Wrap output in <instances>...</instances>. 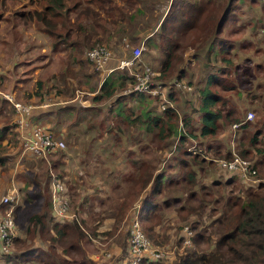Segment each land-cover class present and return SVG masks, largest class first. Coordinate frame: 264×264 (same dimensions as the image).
Segmentation results:
<instances>
[{"label":"trees","instance_id":"1","mask_svg":"<svg viewBox=\"0 0 264 264\" xmlns=\"http://www.w3.org/2000/svg\"><path fill=\"white\" fill-rule=\"evenodd\" d=\"M80 1L85 0L69 2L67 0H46L40 8L32 11L46 32L56 37L54 41L64 45L70 44L69 47L77 52L78 60L85 59L88 62L84 50L102 41H107L108 43H104L108 47L110 44L120 42L121 48L123 45L120 33L123 32L130 36L127 38L128 41H139L137 31L139 28L140 31L148 32L143 39V44L146 52L150 54L148 60L155 62L154 65L149 63L157 69L154 78L157 80L161 77L170 79L171 69L178 63L175 76L179 79L184 71V66L179 65L182 62L181 52L187 44H193L194 57L197 61H202L201 69L205 73V77L202 78L203 81L205 80L204 85L198 89L199 124L194 129L195 131L187 127L189 126V115L187 114L190 113L187 107H183L187 99L185 95V99L175 102L179 107L182 105V112L179 116L177 108L172 103H166L163 108H160L159 104L155 106L157 95L136 90L123 92V88L128 86L133 78L125 69L113 67L117 57L122 53L114 56L116 59L111 65L112 68L97 82V85L90 83L83 75L81 86L91 91L88 93L90 102L88 105L80 106L74 102V104L58 103L55 99L52 102H55L54 104L48 103V100L37 113L30 115L29 112L26 116L29 120L33 117L34 122H31L36 123L40 118L45 117L47 121L41 124L56 134L59 133L58 129L62 124H67L68 132L63 134L65 145L70 141L76 143L82 160L92 162L89 171L85 173L92 176L98 174L97 181L109 183V186L113 181L118 188L114 191L112 187H109V191H114L115 195L109 192L102 197L97 195L99 192L92 195L86 193L80 195L76 188L79 184L87 182L84 174L76 170L68 181L63 178L66 169L64 160L67 157L65 147L47 150L45 156L48 154L50 158H45L43 155H26V158L30 157L34 161L44 162V159L51 161L49 167L58 170L53 173L62 177L67 183L69 206L77 219L75 217L57 218L51 213L50 172L45 174V180L42 183L27 181L22 198L24 207L22 206L20 211L19 223L24 233L32 232L31 236L36 237L38 244L30 245L28 249H25L26 251L22 252L23 249L16 254L34 252L37 255V264H91L94 263L93 260L99 263L88 254L92 249L90 244L94 242L91 236H96L101 241H105L108 236H113L131 202L138 193L145 189L140 196L137 214L143 231L152 242L160 243L169 236L167 232L169 225L163 220L165 211L168 209L170 212L174 211L171 219L177 221L175 225L177 229H180L183 222L188 223L194 229L191 236L192 246L184 247L173 263H165L162 259L154 258L145 264H264V181L259 180L255 185L239 183V186L237 184L234 186L235 189L229 188L228 192H219L217 195L210 192L209 197L203 199L202 191L201 193L197 191L205 186L206 178L214 186L221 181L224 184L231 183L236 176L231 173L225 179L219 178L218 175L212 173L216 167L211 158L205 157L198 151L193 152L188 146H183L188 136L205 138L214 135L218 130L220 118L225 116L219 108L213 107L216 95L207 87L209 80L216 79L212 69H223L222 67L228 66L226 57H217V43L219 44L217 50L225 45L238 57L241 55L238 39L222 40V35L226 32L223 30L224 22L235 14L243 24H247V20L252 21L248 25V32H244L246 36L249 33L255 34L254 31L257 29L260 36L264 38V19L260 17L264 13V0H170L163 14H157L158 17L153 18L154 20L150 19L155 16L154 10L148 7V15L139 25L136 14L145 13L143 11L144 0H139L141 7L135 5L137 0H125L123 4L114 1V4H111V0H100L103 15L97 16L96 20L102 32L106 33L104 38L99 36V32L94 27L88 28L84 21L78 20L77 15L81 11L75 13L74 21L70 20L71 8ZM246 12H250L247 17ZM155 23H157L156 26H154ZM98 25L96 26L99 27ZM108 27L111 29L106 31ZM113 36H116V39ZM192 37H195L196 41L190 40ZM16 39L11 36L9 41L2 43V46L5 45L0 57L6 59L15 55L20 48ZM54 44L55 42H52L53 46ZM177 50L179 51L176 52ZM91 72H96L92 66ZM2 77L3 75L0 74V78ZM53 77L51 72L44 79L39 78L36 81L35 91L41 100L48 99L46 94L49 92L56 94L60 90L53 86V81H51ZM40 80L43 86L38 87ZM186 82L189 84V79ZM262 84H264V77ZM9 85L6 82L4 85L0 84V88L10 89ZM172 87L173 91L168 89L166 96L173 102L175 101L173 99L174 90L186 89L183 93L193 91L191 86L190 88ZM15 98H17L16 95ZM147 98L153 99L154 103L149 107L145 106L146 117L143 121L141 115L138 118L139 110L136 109L139 108L137 107L139 102L142 103ZM4 101H7L9 111L14 113L12 103L2 96H0V111ZM149 109L154 110L148 112ZM244 115L245 112L240 118L235 119L238 121L235 128L240 127L246 133L238 137L234 147L241 156H254L255 159L253 158L251 162L255 167V175L259 176L263 172L259 169V165L264 162V111L257 120L256 127L250 133L245 131L249 119L242 120ZM179 119L183 125L182 129L179 128ZM83 123L84 126H77ZM6 126L5 123L0 126V134L7 128ZM135 127L137 131L134 130ZM71 128H76L74 134ZM14 131L16 133L15 143L18 146L20 132L15 129ZM90 131L93 136H90ZM89 146L94 147V153L88 148ZM211 146V143L207 142L206 148L210 149ZM213 147L211 150L215 155L229 157L232 154L228 143L223 150L217 144H213ZM15 151L17 149L12 152L15 153ZM52 153H54V158H51ZM5 155L4 151H0V168L6 165ZM98 155L115 159L112 165L104 162L100 165L102 168L100 171L105 173L102 179L98 171H95L96 168L98 170L99 165L95 158ZM123 163L126 167L121 166ZM176 170H178L177 173H175ZM205 171H210L211 177L205 175L206 177L201 180L202 173ZM166 173H173L175 176L167 177ZM40 174H42L41 170ZM6 175L7 173L0 172L1 178L6 179ZM93 179L95 180L94 177ZM16 184L19 188V183L16 182ZM31 184L38 189L31 190ZM172 184L176 186L174 190L178 189L177 192L170 189ZM191 197H196V202L192 203ZM92 199L98 205L96 214L100 218L97 219H100V223H105L103 221L105 216H110L109 226L98 227V223L88 226L87 221H90L91 217L86 214L84 208ZM34 203L37 204L36 207L26 214L28 211L26 205L32 206ZM173 203L177 205L170 207ZM16 207L17 205L14 211ZM23 214H25L24 218H22ZM206 219L209 220L204 223ZM29 226L31 230L28 229ZM38 229L39 232H37ZM179 229L175 235L176 242L180 239ZM17 235L19 232L15 237ZM115 236H118L115 240L119 245L118 254H121L125 250L127 234L120 236L116 233ZM94 245L100 246L99 244ZM10 252L5 253L6 261L10 258L9 256L13 255ZM115 260L116 257H109L108 261H101L105 264H114Z\"/></svg>","mask_w":264,"mask_h":264},{"label":"rangeland","instance_id":"2","mask_svg":"<svg viewBox=\"0 0 264 264\" xmlns=\"http://www.w3.org/2000/svg\"><path fill=\"white\" fill-rule=\"evenodd\" d=\"M45 1L46 0H0V55H2L3 46L5 45L4 44L2 46V43L6 42L7 40L9 41L11 39V36L17 38L16 41L18 40V46L20 47L19 50L16 51L14 56H9L6 59H3L2 56L0 57V74L3 75V77L0 78V84L4 85V83L6 82L7 84H12V91H10L12 93V97L15 100H18L19 102H29L31 104V108L33 107V103H39V105H44L48 100V103L50 102V104H54L55 102H57L55 101L54 97L46 95V98L48 96V99L41 100L35 91V88L37 87L36 81H38L39 78L41 80L44 79L52 72L54 76L53 79H51V81H53V86L60 88L64 83V85L66 86V90L62 92L63 97L70 98L71 102L76 101L81 105V103L83 104V102L87 100L88 94L83 91V89L81 88L82 86L78 83L77 80L80 76L84 75L82 72L88 73L91 70V64L87 63L85 59L78 60L77 52L75 50L71 49L68 44L64 45L61 42L58 43L57 41H54L56 37L51 34H48L46 30L39 24V21H37V18L32 13V11L34 9L40 8L45 3ZM67 1L69 2L71 0ZM146 1L147 0H144V4ZM153 1H156V4L153 5L155 7L154 11L152 10L155 13V16L150 17V19L152 20H154L153 18L158 17L156 16L157 14H163L162 6L164 5V8H166L170 0H152L151 3ZM249 13L250 12H246V17ZM146 14L148 15V11ZM236 17L237 16L235 14H232V16L224 22L223 30H225L226 32L222 35V40L226 38L238 39V41L240 42L239 49L241 55L240 57H238L236 53H234L228 48V46L225 45H222L221 49L217 50V47H219V44L217 43V57H226L228 59V66L222 67L223 69H212L214 71L213 75H215L216 79L214 81L209 80L207 84V87L210 89V91L216 95V100L214 102L213 107L219 108L221 112L225 114L226 117L222 116V118H220L218 130L214 135L206 136L205 138L188 136L183 142V146L186 147L190 144H193L195 148L200 149L198 152L202 153L205 157L211 159L212 157L220 156L212 153L211 149L214 148L213 144L219 145V148L223 150L228 143L230 145L231 151L233 150L235 151V153H237L234 147L235 142L236 140H238V137L240 135L246 132H243L244 130H242L240 127L231 129V123L235 121L236 117L240 118V116L249 109L253 112V115L248 120V124L246 125L247 127L245 129V131L250 133L256 127L257 120L263 115L264 111V84H262L264 77V38L260 36V32L257 29H255L254 31L255 34L249 33L248 36H246L244 32H248V25L252 21L247 20V24H243ZM260 17L264 19V13H262ZM12 25H14V28H12ZM190 40L196 41V38L192 37ZM52 42H55L54 46L52 45ZM138 42L140 41H129V44L135 45L138 44ZM193 47V44L189 43L183 48L181 52L182 62L179 63V65L184 66L183 74L181 75L179 80L183 83H187L186 80L189 79V86H191V89L193 91L191 93H183L184 91H186V89L179 88L176 91L174 90L173 99L175 101L173 102L172 100L170 101V98L166 96L167 89L165 88L164 96L162 97L158 95V99H156L155 106L160 104L161 102H163L164 104L172 103L177 108L180 116L182 112V105L179 107L175 102L179 99H185L186 96L187 99H185L183 107H187L190 113L187 114L189 115V126L187 127L188 129L190 128L195 131L194 129H196L199 124V112L197 108V103L199 99L198 89L199 87L204 85L205 80L203 81L202 78L205 77V73H203L201 69L202 61H197L194 57ZM109 48L111 49L112 56H116L119 53H124L126 51V49H124L123 47L120 48V42L114 45L110 44ZM178 51L179 50H177L176 52ZM6 53L10 54L11 52ZM149 56L150 54L146 52V49H142L140 54V60L148 64L150 63L151 65H154V61L148 60ZM69 61H72V63H70ZM37 64L39 65L33 67V65ZM177 64L178 63H176L173 69H171L172 71L170 70L171 78L176 77L175 73H177L178 71ZM41 80L38 84V87L43 86V82ZM159 80H163L165 82L169 79L166 77H161ZM97 82L98 77L97 80L94 81V84L97 85ZM15 92H17L18 95ZM13 93L16 95L17 98H15V95ZM53 101L55 102L52 103ZM6 102L7 101H4V103L2 104V108L0 111V126L3 125V123L7 124V128L4 130L3 133L0 134V151H4L6 153L5 156L7 161L6 165L0 168V172L7 173V175L6 179L0 177V181L4 184H7L10 181L11 176L15 183H19L20 202L19 204H17L13 215L14 220L18 224V229L20 230L18 231L19 235L13 238V241L10 245V253H12L13 255L9 256L10 258H8V261H6L5 254H1L0 264H37V255L34 252H25L19 255L16 254L19 253L20 250L22 251L23 249L24 250L22 252L26 251L25 249H28L30 245L38 244V241L35 240L36 237L31 236L32 232L29 231L28 234L24 233L19 223V221L21 220L20 211L24 207L22 204V198L25 191L24 188L27 181L29 183H33L34 181H39L38 183H42L43 180H45V174L49 173L50 171L58 172V170L56 168L53 169L49 167L51 161L48 159H44V163L43 161H34L30 157H25L19 160V162L16 164L15 157L17 151H15V153L13 152L14 149H17V143H15L16 139H14V136L16 134L14 129H19L18 124L16 123L17 112L14 111V114L10 112V109L8 108V105H6ZM153 103L154 100L151 98H147L142 103L139 102V105L137 106L139 108L136 109L139 110L138 118H140L141 115V118L144 121L146 117L145 106L147 105L149 107ZM153 110L154 109H149L148 112H152ZM138 123L140 124V121H138ZM77 126L82 127L84 126V123L78 124ZM185 129L187 130V128ZM22 130L20 131L26 132V128ZM71 130H74L73 134L76 132V128H71ZM134 130L137 131V127H135ZM90 133V136H93V133L91 131ZM207 142H210L212 145L210 149L206 148ZM76 146V143H70L64 146L66 152L68 151V156L66 157L67 159L64 161L65 163H67L68 161L72 166L66 172V175L69 177L68 180L71 178V176H73V174H75L76 170H80L87 180L86 183H91L90 179L93 176L91 174H86V171L83 170L80 163L76 161L77 157L80 158V156L75 153L77 151ZM94 155H96V153ZM53 156L54 153L51 154V158ZM43 157L50 158L48 154L46 156L44 154ZM245 157L250 160L254 158V156L252 155H247ZM95 158L96 161L99 163L98 170L96 168L95 171H98L97 173H99L100 178L102 179V176H104L105 173L100 171L102 169L100 168V165L103 162L109 163L108 165H112L115 163V159H112L110 156H104L103 158V156L99 155ZM214 165L216 168L213 169L212 173L214 175H218L221 179L227 178L230 172L224 169H220L216 166L215 163ZM259 169L264 172V162H261V164L259 165ZM40 170L42 171V174L39 175ZM177 172L178 170H176L175 173ZM263 172H261L262 175H255V177H257V183L259 180L264 181ZM209 173L211 172L205 171L204 173H202L203 176L201 177V180L207 175L211 177V174ZM95 176L97 177L98 174H95L94 177ZM166 176L174 177L175 174L172 173ZM207 179L208 178L204 180L206 183L202 190L200 189L199 191H197L198 193H201L202 191L203 199L209 197L210 192L214 195H217L219 192L222 193L223 191L226 193L228 192L229 188L235 189L234 186L236 184L239 186L240 183L237 178H233L231 183L224 184L221 181L218 185L213 186L210 184L209 179L208 181ZM111 183L113 185L112 189L116 191V188H118V186L113 184V181ZM30 186L31 190L38 189L37 187H35L34 184H31ZM175 187L176 186L172 184L170 189L174 192H177L176 190L178 189L174 190ZM109 190L110 189H105V193L110 192ZM114 191L113 194H115ZM206 193H208V195ZM103 196H105V194ZM196 200V197L190 198V201L192 203L196 202ZM95 203V200H90L87 202L84 208L86 214L91 217L90 221L86 220L88 226H92V224L97 223L98 227H103L104 225L109 226L110 223H100V219H97L100 217H97V208L93 209V207L96 206ZM36 205V203L32 204V206L26 205L28 208L26 214L32 211V209H34ZM173 205L177 204L173 203L170 207H173ZM169 212V209L165 211V215L163 217V220L167 221V224L169 225L167 231L169 233V236L167 239L161 240V242L158 243L163 248L170 251L168 253V256L165 259H162V261L165 263H173L174 260L177 259V257L179 256V252H182V249H179V243L175 242V235L179 228L177 229L175 227L177 221H175V219H171L174 216V211L171 210V212ZM24 216L25 214L22 215V218H24ZM208 220L209 219H206L204 223H206ZM181 224L183 225L188 223L183 222ZM126 226L127 225H125L124 222L122 228L119 229V232H117L120 234V236H123V234L124 236H126ZM28 229L31 230V226H29ZM192 230L194 231V229ZM37 232H39V229L37 230ZM117 237L118 236L114 237L113 235L109 240L104 241L105 243L100 240L102 244L99 245H103L104 248H115L114 246H112V242L114 244L117 243L115 240L117 239ZM94 244V242L93 244H90L92 248L90 253L92 251L95 252V254L97 255L94 256L97 257L95 258V260L99 261V263L93 260L94 263L91 264H105L101 260L108 261L109 258H102L100 255L101 251L99 250L100 247H96ZM111 250L113 251L111 257H116L115 261H117L118 252H115L113 249ZM126 258L127 255L124 254L119 264H127Z\"/></svg>","mask_w":264,"mask_h":264},{"label":"built area","instance_id":"3","mask_svg":"<svg viewBox=\"0 0 264 264\" xmlns=\"http://www.w3.org/2000/svg\"><path fill=\"white\" fill-rule=\"evenodd\" d=\"M121 41L123 45L121 48L123 47L126 51L117 57L113 67L125 69L133 78L132 82L124 88V91H144L163 97L165 88L167 90L172 89V86L190 88L189 84L181 82L177 77H173L165 82L155 79L154 76L157 73V69L140 60V54L144 48L142 40L135 45H130L128 39L125 37H122ZM84 55L94 69H100L111 57V50L107 44L99 42L87 47L84 50ZM111 68L112 66H110L108 70ZM0 96L8 99L12 103L15 112H17L16 123L19 127L20 140L18 142L15 157L16 164L28 154L44 156L47 150H54L55 148L65 146L64 140L58 134L48 130L41 123H33L29 120L26 116L31 109V104L29 102H19L15 100L10 91H1ZM164 105L165 104L161 102L159 107L163 108ZM252 115L253 112L249 109L245 111L242 120L250 119ZM237 124L238 121H233L231 123V129H234ZM25 128L26 132L20 131ZM179 128H183L180 119ZM188 147L193 152L200 150L195 148L193 144H190ZM212 160L220 169L234 174L241 184L255 185L257 183L255 167L247 157L241 156L232 150L231 156L212 157ZM49 199L50 211L53 216L57 218L75 217L77 219L75 213L69 206L70 203L64 179L57 176L52 171H50L49 177ZM19 201L20 193L18 185L10 176V181L0 189V255H4L11 251L10 245L18 232V227L14 220L13 209ZM1 205H3V207H1ZM137 208L138 204L133 207L132 212L125 222V225H127L125 227L127 231L125 250L123 253L118 254L117 261H115L114 264H119L124 254L127 255V264H145L150 259H165L170 252L160 244L152 242L149 236L143 231L138 219ZM120 227L121 225H119V228ZM179 230V242L175 241L179 243V249L183 250L184 247L192 246V228L188 224H183L180 226ZM91 239L95 244H102L96 236H91ZM99 247L101 257L109 258L112 256L113 251L110 248H104L103 245ZM117 252H119V250ZM180 254L181 251L179 252V255Z\"/></svg>","mask_w":264,"mask_h":264},{"label":"crops","instance_id":"4","mask_svg":"<svg viewBox=\"0 0 264 264\" xmlns=\"http://www.w3.org/2000/svg\"><path fill=\"white\" fill-rule=\"evenodd\" d=\"M99 1L100 0H85L84 2H82V1H80L78 4H76L75 6H73L72 8H71V14H70V20L72 21L74 18H75V13H77L78 11H81L80 13H78V20L80 21V22H82V21H84V23H85V25H87L88 26V28H91V27H94L95 29H96V31H98L99 32V36L100 37H102V38H104L105 36H106V33H103L102 32V28L97 24V20H96V17L97 16H102L103 15V10H102V8H101V6H100V4H99ZM119 2V3H122L123 4V2L125 1V0H111V4H114V2ZM137 3L135 4V5H137V6H139V7H141V3L139 2V0H137L136 1ZM147 2H148V4H147ZM105 3V2H104ZM154 4H156V1H153V3H151L150 2V0L149 1H146L145 2V7H144V9H143V11L145 12L143 15H141V14H136V17H137V24L139 25L141 22H142V20H144V18H146L145 16H147V8L148 7H152V9L154 10L155 9V7L153 6ZM163 5V4H162ZM163 8H162V13L165 11V9L166 8H164V5L162 6ZM113 8V7H112ZM112 10H114V9H112ZM116 17V20H118V18H117V16H115ZM74 21V20H73ZM156 24L157 23H155L154 24V26H156ZM96 25H98L99 27H97ZM115 25H116V23H115ZM109 29H111V27H108L107 29H106V31H108ZM137 31L139 32V41H143V39H144V37L148 34V32H143V31H140L139 30V28H137ZM115 39H116V36H113ZM120 37L122 38V37H125V38H129L130 36L128 35V34H126V33H120ZM115 41V40H114ZM103 43L104 42H107V41H102ZM108 43V42H107ZM114 44V43H113ZM69 46H70V44H69ZM116 57V56H115ZM114 56H112L110 59H109V61L108 62H106L105 64H104V66L103 67H101L100 69H95V71L96 72H91V70L88 72V73H86V72H82L84 75H85V77H87L88 78V81L89 82H91V83H94V81H96L97 80V77H98V82L100 81V79L108 72V68L112 65V63L114 64V61H115V58ZM4 59V58H3ZM88 63V62H87ZM39 64H37V65H35V66H33V67H36V66H38ZM43 67V66H42ZM42 67H41V70H42ZM94 73H96V74H94ZM83 77V75L82 76H80L79 77V79L77 80L78 81V83L81 85V81H82V79H84V78H82ZM10 86V89H2V88H0V92L1 91H12V84H10L9 85ZM60 87V86H59ZM82 89H83V91L86 93V94H88V93H91V91L88 89V88H86L85 86H82L81 87ZM66 90V86L64 85V83H63V85L60 87V90L58 91V93H56V94H51V92H49L48 94H46V95H50L51 97H54V99H56V101L58 102V103H62V102H68V103H70V104H74V103H77L76 101H73V102H71V100H70V98H67V97H63V91H65ZM14 92V91H13ZM123 92H124V88H123ZM17 95H18V93L17 92H15ZM14 94V93H13ZM15 95V94H14ZM39 96V95H38ZM48 97V96H47ZM19 98V97H18ZM90 102H89V100H88V98H87V100L85 101V102H83V104L81 103V105H80V103H78L80 106H86V105H88ZM41 106L42 105H39V103H33V107L31 108V110H30V115H33V114H35V113H37L40 109H41ZM14 114V113H13ZM48 118H49V116H48ZM30 121H33V117H30ZM45 121H47V119L45 118V117H42V118H40V120H38L36 123H45ZM34 122V121H33ZM58 131H59V136L63 139L64 138V133H66V132H68V128H67V124H62V126L61 127H59V129H58ZM71 140V139H70ZM67 143V142H66ZM70 143H72V141H70V142H68L67 144H70ZM88 148H90L92 151H93V149H94V147L92 148V147H88ZM96 150H98V149H96ZM78 156H80V158L79 157H77L76 158V161L77 162H79L80 163V165H81V167L83 168V170L84 171H87V170H89L90 169V167H91V164H92V162H84L83 160H82V156L78 153V151H76L75 152ZM92 153V152H91ZM93 153H94V151H93ZM67 156H68V151H67ZM67 158H65V160H66ZM94 163V162H93ZM67 164V165H66ZM122 167H126L125 166V164L123 163L122 165H121ZM72 166H71V164L67 161V163H65V168H67V169H65V172L63 173V178L65 179V181H68V176L66 175V172L71 168ZM80 169V168H79ZM94 177V176H93ZM93 177H91V179H90V182H92V183H81V184H79L78 186H77V190H79V194L80 195H82V194H84V193H86V194H88V195H92L93 193H98L99 192V194H97L99 197H102L104 194H105V189H109V187H113V185H111V186H109V183H100L99 181H97L96 180V176L94 177L95 178V180L93 179ZM86 179V178H85ZM1 180V179H0ZM87 181V180H86ZM2 186H4V184H3V182H1L0 181V189L2 188ZM66 187H67V183H66ZM102 189V192H100V190ZM144 190L145 189H143L140 193H138V195H137V197L131 202V205L129 206V208L125 211V213H124V215H123V217L120 219V221H119V223H120V225H121V227L119 228V223H118V225H117V228H116V230H115V233H114V235L119 231V229H121L122 228V225H123V223L124 222H126L127 221V218H128V216L130 215V213L132 212V210H133V207L136 205V204H138L139 203V200H140V196H141V194H143V192H144ZM111 195H115V194H113V192H109ZM91 201H94V199H92ZM70 203V202H69ZM96 204V203H95ZM97 204H96V206L95 207H93V209H96L97 208ZM106 224H109L110 223V216H105V218H104V220H103ZM112 236H108L107 238H106V241L107 240H109L110 238H111ZM112 246H114L115 248H111V247H109L110 249H113L115 252H117L118 250H119V245H118V243H113L112 242ZM88 254H90L89 256H93L92 258H97V257H94V256H97L96 254H95V252L94 251H92L91 253H90V251H89V253Z\"/></svg>","mask_w":264,"mask_h":264}]
</instances>
